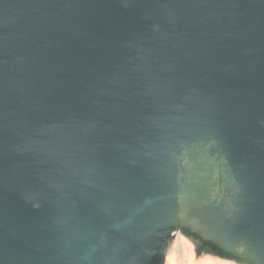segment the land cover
<instances>
[{
	"label": "water",
	"instance_id": "obj_1",
	"mask_svg": "<svg viewBox=\"0 0 264 264\" xmlns=\"http://www.w3.org/2000/svg\"><path fill=\"white\" fill-rule=\"evenodd\" d=\"M0 264H264V0H0Z\"/></svg>",
	"mask_w": 264,
	"mask_h": 264
}]
</instances>
